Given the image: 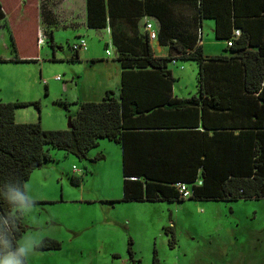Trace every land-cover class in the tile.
Segmentation results:
<instances>
[{"label": "crops", "instance_id": "1", "mask_svg": "<svg viewBox=\"0 0 264 264\" xmlns=\"http://www.w3.org/2000/svg\"><path fill=\"white\" fill-rule=\"evenodd\" d=\"M0 3V62L20 63L13 61L15 48L9 25L14 28L19 46L30 38L32 33L27 26L33 25L38 38L43 37L48 44L36 46L38 57L42 58L45 50V55H52V61L59 60L56 48L64 39L74 44L80 37L86 38L87 47L72 51L71 56L90 68L84 78L87 89L83 101H101L109 90L121 100L124 84V95L131 99H124L127 107L121 138L119 141L106 138L119 146L122 156L123 190L119 199H123L126 191L131 196L143 195L142 200L130 201H147L146 185L150 186L148 193L154 195L155 183H169L149 178L163 179L166 174L175 178L186 173L191 177L199 175L201 160L207 153L230 154L234 158L229 162L223 159L225 164H232L230 169L242 170V158L250 148L249 132L256 130V116L247 112L252 97L244 94L245 66L240 58L236 62L235 56L256 51L261 44L264 47V0H0ZM147 22L152 23L157 33L154 39L148 35ZM235 25L241 26L245 35L235 37L229 46ZM245 36L250 40L243 51H238V40L245 41ZM94 39L105 43L106 49L108 42L111 44L112 60L96 52ZM197 48L205 56L202 70L197 59L188 58ZM121 53L129 58L165 57L168 59L165 68L171 78L167 81L161 73H152L156 75L149 81H135L138 70L156 69L124 67L118 58ZM215 56L226 57L227 62L213 61L211 58ZM170 59L197 64L193 87L176 83ZM130 62L124 60V64ZM69 81L77 84L75 77ZM205 96L219 98L224 107L234 108L203 110ZM132 106L137 111H131ZM126 176H138L142 181H130Z\"/></svg>", "mask_w": 264, "mask_h": 264}, {"label": "rangeland", "instance_id": "2", "mask_svg": "<svg viewBox=\"0 0 264 264\" xmlns=\"http://www.w3.org/2000/svg\"><path fill=\"white\" fill-rule=\"evenodd\" d=\"M95 40L96 52L106 54L105 43ZM70 42L59 43V60L52 61L44 50L34 62H0V102L40 101V110L18 107L17 122L68 128L79 108L76 100H84V78L90 71L83 61L71 59ZM107 48L113 51L109 42ZM169 61L176 83L193 87L197 64ZM72 77L76 85L69 81ZM59 100L71 103L65 107ZM48 151L50 158L31 171L25 184L28 198L36 202L14 208L25 229L19 244L26 264H264V197L123 201L117 144L101 138L85 158L54 147ZM46 237L61 241V247L36 248ZM9 255L23 264L14 252L0 261Z\"/></svg>", "mask_w": 264, "mask_h": 264}, {"label": "trees", "instance_id": "3", "mask_svg": "<svg viewBox=\"0 0 264 264\" xmlns=\"http://www.w3.org/2000/svg\"><path fill=\"white\" fill-rule=\"evenodd\" d=\"M203 6L202 2V9H204ZM0 8H2L1 3ZM202 9H200L201 15L203 13ZM3 15L6 16L4 11ZM9 27L15 48L13 61H37L38 36L37 32L33 30L34 26H27L28 29H31L32 34L26 42H21L20 46L16 40L14 28L12 25H9ZM234 28L241 29L240 36L245 35V31L241 26L235 25ZM244 38L245 41L238 40V51H243L250 40L249 36ZM260 46V49L256 51H245L235 56V61L237 62L240 58L243 60L240 61L241 64L245 66L246 93L244 94L247 97H252L248 101L250 105L247 107V112L249 115L256 116L254 120L256 130H250L251 132H249L250 148L246 149V157L242 158L244 164L242 170L230 169L229 167L232 164L226 163L229 165L227 167L223 159H226V162L232 161L234 156L230 154L215 155L207 153L201 160L199 175L191 177L186 173L175 178L166 174L167 177L163 179L149 178V181H167L169 183H155L156 192L154 195L148 193L150 186L146 185L147 201L183 200L184 197L181 196L176 187L177 182L187 183L192 191L189 198L192 199L228 201L238 198L264 197V47L262 44ZM188 56V58L197 59L200 70L206 65L205 56L202 52H199L198 48L190 52ZM118 58L123 61L124 67L138 65L144 68L151 66L156 69L138 70V77L134 79L135 81H149L156 75H152V73H161L167 81L171 78L170 71L165 68L168 60L165 57L147 55L129 58L127 54L121 53ZM211 59L220 62L226 61V57L220 56ZM124 60L131 62L124 64ZM124 74H126L125 70L123 76ZM147 77L148 79H146ZM160 79L162 78L160 77ZM112 92L107 91L101 101H76L79 103V108L71 115L73 127L67 129H45L40 121L17 122L16 108L34 105L40 110L39 100L0 102V257L8 252H14L19 256L22 263L26 264L24 256L18 252L20 248L19 240L25 229L22 226L21 217L16 214L19 212L15 211L14 208L18 205L36 202L28 198L25 184L31 171L50 158L49 147L61 149L67 154H75L79 158H85L87 152L98 145L100 138L120 140V132L124 125L123 118L127 107L125 100H130L131 97L124 95V84L121 91V100L112 96ZM59 103L67 107L71 102L59 100ZM202 103L203 110H207V107L218 111L234 108L224 107L222 101L219 98L216 99V97L209 98L205 96ZM133 107H131V111H137L135 109L137 107ZM241 108L244 109V107ZM243 133L245 135V132ZM235 163L240 166L237 159ZM232 168H236V166ZM195 172L194 174H196ZM126 177L130 181H142L138 176ZM75 180H78V178H73L74 182ZM217 188H220V190L215 191ZM134 198L142 200L143 195L131 196L125 191L122 200L130 201ZM60 247L61 241L52 237H46L36 245L38 249Z\"/></svg>", "mask_w": 264, "mask_h": 264}, {"label": "built area", "instance_id": "4", "mask_svg": "<svg viewBox=\"0 0 264 264\" xmlns=\"http://www.w3.org/2000/svg\"><path fill=\"white\" fill-rule=\"evenodd\" d=\"M145 27H146V30L148 31V35L151 39H154L156 36H157V33L153 30L152 28V23L150 22H147L145 24ZM241 35V29L239 28H235L234 31H233V34L231 36V38L229 39L228 41V45L231 46L232 43H233V39L235 37H238ZM45 42L44 38L43 37H40L38 38V44L41 45ZM87 47V42L85 40V38L83 37H80L78 39V41L76 43H74L72 45V49L74 51H77L78 49H81V48H86ZM106 54L108 56H112V52L109 50V49H106ZM173 63L176 62L175 60L172 61ZM57 80L60 79V76H56L55 77ZM74 170L76 171L77 169L74 168ZM176 187L178 188L179 190V193L181 194L182 197L184 198H189L191 195H192V191L191 189L188 187L187 183H184V182H177L176 183ZM0 238H1V235H0Z\"/></svg>", "mask_w": 264, "mask_h": 264}, {"label": "clouds", "instance_id": "5", "mask_svg": "<svg viewBox=\"0 0 264 264\" xmlns=\"http://www.w3.org/2000/svg\"><path fill=\"white\" fill-rule=\"evenodd\" d=\"M24 250L25 249H24V246L22 244L21 247L18 249V252L20 254H23ZM0 264H20V261L15 256L9 255V256L4 257L3 260L0 261Z\"/></svg>", "mask_w": 264, "mask_h": 264}, {"label": "water", "instance_id": "6", "mask_svg": "<svg viewBox=\"0 0 264 264\" xmlns=\"http://www.w3.org/2000/svg\"><path fill=\"white\" fill-rule=\"evenodd\" d=\"M73 127V124L71 122V117H69L68 119V128H72Z\"/></svg>", "mask_w": 264, "mask_h": 264}]
</instances>
